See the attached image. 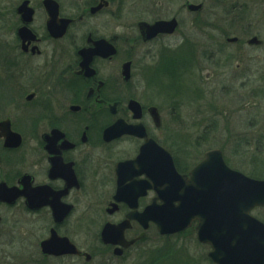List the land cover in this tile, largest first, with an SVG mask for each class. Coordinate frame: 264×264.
<instances>
[{"label": "flooded vegetation", "instance_id": "obj_1", "mask_svg": "<svg viewBox=\"0 0 264 264\" xmlns=\"http://www.w3.org/2000/svg\"><path fill=\"white\" fill-rule=\"evenodd\" d=\"M6 1L0 9V225L8 215L32 214L47 229L38 243L44 258L73 256L90 262L93 255L88 261L84 253L89 252L70 238L69 229L87 228L91 197H100L102 216L94 221L102 244L107 224L118 225L155 202L151 175L130 163L144 144L150 142V156L157 159L167 149L182 175L189 176L204 157L205 152L194 158V144L179 148L181 156L172 149L169 132L185 130L177 124L172 129L171 121L180 123L182 115L174 111L169 121L150 97H162L152 84H160L166 69L175 71L172 84L194 80L199 47L190 43L200 34L225 36L241 53L262 48L258 34L248 36V3L255 0H236L221 14L204 13L208 0H150L162 14H149L146 7L147 17L138 10L148 0ZM158 22H164L162 32L154 30ZM253 37L262 43L250 44ZM174 38L181 41L167 43ZM114 126L116 133H134L106 135ZM118 192L122 198L139 195L137 207L117 201ZM196 226L178 234L194 230L197 239ZM152 228L158 230L155 222L145 228L140 218H133L125 238L134 240ZM57 237L69 238L83 254H43L41 243ZM198 243L210 248L208 261L217 264L209 254L212 247ZM105 246L113 255L120 247Z\"/></svg>", "mask_w": 264, "mask_h": 264}, {"label": "rangeland", "instance_id": "obj_2", "mask_svg": "<svg viewBox=\"0 0 264 264\" xmlns=\"http://www.w3.org/2000/svg\"><path fill=\"white\" fill-rule=\"evenodd\" d=\"M235 1L208 0L204 13H225ZM256 1L248 3L251 7L247 17L248 36L258 34L264 40V0ZM13 2L6 1L10 5ZM2 4L0 0V9ZM145 4L138 10L139 15L148 16L146 7L152 10L149 14H162L160 8L153 10L150 0ZM211 36L200 34L193 37L194 44L190 43L199 47L194 80L190 77L192 82L185 78L183 85L172 84L175 71L168 68L172 72L163 70L167 76L162 74L159 85L152 84L162 100L150 97L165 111L169 121L174 111L182 115L180 123L171 121V128L177 124L184 126L185 131L172 134L171 130L168 134V143L179 156V148L191 149L193 144L194 158L219 148L229 166L249 176L264 178V46L248 47L241 53L236 46L226 43L225 36L218 33ZM179 41L180 38L167 39L170 44ZM164 87L166 92L161 91ZM97 202L100 197L89 200L87 228L69 229L70 238L93 255L92 261L73 256L44 258L38 243L47 235V229L32 214L17 212L13 217L8 215L0 225V264H210L207 257L210 248L197 242L194 230L161 237L152 228L140 243L117 258L100 241V226L94 221L102 216ZM252 213L264 221V208H255Z\"/></svg>", "mask_w": 264, "mask_h": 264}, {"label": "water", "instance_id": "obj_3", "mask_svg": "<svg viewBox=\"0 0 264 264\" xmlns=\"http://www.w3.org/2000/svg\"><path fill=\"white\" fill-rule=\"evenodd\" d=\"M164 28V22L154 25L156 32H162ZM249 43L258 45L262 41L253 37ZM132 103L135 102H131V106ZM116 126L105 134L114 137L124 132L134 133L132 129H121L116 133ZM150 150V142H147L137 159L130 162L132 166L142 168L140 173L147 170L152 186L163 201L161 205L152 204L146 208L143 219L139 217L144 225L148 226L149 220H154L161 234H172L198 220V238L213 246L210 255L218 264H264V222L251 214L255 207L264 206V179L252 178L229 167L220 149L207 151L204 159L191 171V178L177 172L167 150L162 149L159 159L153 153L150 156ZM116 198L128 201L131 207L137 205V196L132 202L129 196L122 198L120 193ZM128 223L129 220L116 226L107 224L101 234L102 240L107 244L130 246L134 241L124 239ZM56 239L41 243L44 254H81L68 238ZM122 251L118 248L115 253L120 255ZM86 256L88 260L91 258L89 254Z\"/></svg>", "mask_w": 264, "mask_h": 264}, {"label": "trees", "instance_id": "obj_4", "mask_svg": "<svg viewBox=\"0 0 264 264\" xmlns=\"http://www.w3.org/2000/svg\"><path fill=\"white\" fill-rule=\"evenodd\" d=\"M163 254H165V253H163ZM163 258V257H162Z\"/></svg>", "mask_w": 264, "mask_h": 264}]
</instances>
